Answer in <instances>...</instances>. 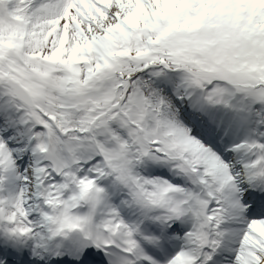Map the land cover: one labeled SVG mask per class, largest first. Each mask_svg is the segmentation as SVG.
<instances>
[{
    "label": "snow or ice",
    "instance_id": "1",
    "mask_svg": "<svg viewBox=\"0 0 264 264\" xmlns=\"http://www.w3.org/2000/svg\"><path fill=\"white\" fill-rule=\"evenodd\" d=\"M0 264H264V0H0Z\"/></svg>",
    "mask_w": 264,
    "mask_h": 264
}]
</instances>
